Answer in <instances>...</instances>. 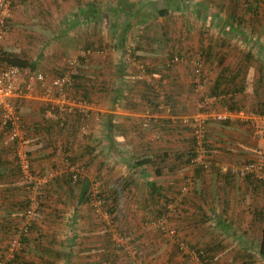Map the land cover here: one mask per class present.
<instances>
[{
  "label": "crops",
  "instance_id": "crops-1",
  "mask_svg": "<svg viewBox=\"0 0 264 264\" xmlns=\"http://www.w3.org/2000/svg\"><path fill=\"white\" fill-rule=\"evenodd\" d=\"M32 1L17 6L13 11L14 30L15 26L22 27L23 24H28L22 19L19 9L25 5L29 7ZM35 1H39L41 8L38 9L39 13L64 9L55 13H59V17L55 16L53 22H57L59 26V35L56 33L55 39L59 37V41L64 44H62L63 48L66 51L69 48V53L77 52L83 46L77 43L83 42L84 37H81L77 28L75 29L76 26L95 22V27L88 25L92 29L88 30L87 40L84 42H94L96 47L104 43L109 46L106 53L111 57L116 53L124 55L123 49L126 46L124 43L127 42V36L124 41L125 31L134 32L138 28L136 33L138 37L140 36L139 55L147 62L151 75L144 77L142 79L144 81H140L135 74L128 75L131 70L124 69L127 67L126 62V64L120 63L121 65L117 67L120 70L116 68L114 71L116 65L109 67L112 60L110 58L101 61L96 69L89 67L88 71H84L86 77L81 83L80 91L87 94L90 99L87 101L95 105L97 112L84 116L86 118L74 114H56L60 106V95L48 96L42 89L17 99L23 114L25 138L34 170L63 172L71 164V169L83 168L84 173L81 181L73 184L72 187H67L65 179L60 178L57 185L62 188H55L52 201L44 212L45 218L47 215L48 219H55L54 223H50L49 226L43 224L41 229L32 232L29 240L24 244L26 251L24 258L14 261L13 264H111V262L113 264H175L173 257L176 248L174 249L172 241L167 244L160 237L162 235L158 229L144 227V222L147 221L148 211L150 215H157L151 203L163 202L164 198L171 203L177 197L178 202L183 201L180 203L182 212L177 215L178 218L172 211L167 215L170 225L178 228V241L187 238L197 248L213 249L211 253L214 254L218 249L224 248L219 236L225 235L224 237L231 240L229 247L233 248L232 253L241 249L234 258L229 259H232L230 264H264V253L258 254L263 249L264 241V185L251 177L243 178L225 171L230 165H241L253 159L252 156L259 146L264 149L262 145L264 114L257 111V107L264 102V0H253L252 4L249 1L245 4L244 0H228L231 6L228 8L222 6L224 8L222 11L228 10L230 15L236 14L237 18L234 19L235 17L230 15L221 17V13H215L212 21L207 13L215 6L220 10L219 2L197 1L201 13L200 17L194 20L200 27L198 28L200 34L194 41L204 53L211 52V55H208L209 59L206 54L204 69L206 83L203 89L198 91L192 86L191 63L181 61L174 67L167 68L165 63L170 53L178 51L169 52L166 47L159 49L158 46L151 45L157 42H169L171 34L169 36L164 33L166 35L162 37L157 36L156 33L157 37H155L151 35L154 32L151 34L143 32V28L146 31L154 24L159 26L162 24L166 30L174 26L173 23L158 18V0H34L33 2ZM186 1L181 0V3ZM162 3V8H168L169 12L164 17L179 11L172 12L166 0ZM200 4L204 5L201 7ZM100 9L110 14L104 29L100 27V23L98 24ZM144 10L145 12L142 13ZM253 11L258 13V16L247 19L246 25L250 31L245 34L246 39L243 40L245 36L236 39L233 36V27L243 20L242 14L253 17ZM121 12L125 16L123 21L117 17L113 18ZM30 17L32 19L33 15L31 14ZM192 20L187 19L189 29L195 25ZM43 22H45L42 23L43 25L48 24L46 21ZM120 22L121 25L123 23L124 30L117 34ZM177 23L178 26L182 24ZM40 24L41 22H38L37 25ZM206 26L221 29L231 27V30L227 39L221 40L216 36H206ZM10 34L5 40L11 37ZM16 34L18 41L23 40V36L17 32ZM115 37L117 39H114ZM175 39L179 40L177 37L173 40ZM3 42L0 44L5 45ZM115 42H121L118 45L123 49L121 52L111 53V45L113 46ZM241 43L247 46V53L242 50L244 46ZM189 44L194 43L187 41L186 46ZM6 46L9 52L18 53L12 47ZM179 53L184 51L176 54ZM243 58L247 61H242ZM226 66L236 75L237 84L233 85L232 89L238 87L242 90L232 94V97V92L227 93L230 96L226 95L227 98L223 102L216 103L215 110L226 111L232 102L243 104L245 108L238 113L234 112L232 122L228 125L210 121L207 126L209 139L207 149L208 159L212 164L204 169L188 164L187 157H181L183 156L181 153H188L193 144L191 132H188L191 129L185 122L203 112L201 111L202 96L213 91L216 81ZM113 72H116L117 76L110 77L109 74ZM152 77L157 83L160 82L158 85L162 84V88H165L167 96L165 100H160L161 93L155 89L157 84L154 88L150 86L149 79ZM48 82L50 83L49 79ZM224 87L220 86L222 90ZM243 116L250 119L253 123L252 126L250 122L252 127L241 126L247 120ZM84 123L88 128L86 131L82 130ZM245 128H248L253 135L247 134ZM255 137H258V142L254 141ZM0 154L1 257L7 253L11 238L10 231H12V228L5 227L7 222H13L10 226L21 222L24 207L21 206L20 200L25 196L26 190L17 174L13 156L10 153H3L2 149ZM159 154L166 155L165 161H162ZM145 158L153 159L151 163L144 165L149 171L146 176L142 174L143 168L131 165L132 162ZM154 165L162 168L164 173L162 176L151 173L155 168ZM128 171L132 174V178L125 182L129 184L127 190L123 191V186L126 184L122 185L121 179L126 175L124 172ZM140 178L146 179V184L148 181H155L159 186H164L161 192L165 197L159 198L156 194L149 198L144 189L140 195L135 194L137 192L134 187ZM189 179H192L190 190L186 194H179V190ZM96 185L101 186V194L108 201L113 200L114 196L121 192L119 201L142 202L143 205L138 203L140 208L148 207L147 211L139 209L138 214L143 216L141 217L124 209V215H120L118 220L126 217L129 222L125 218L127 221L125 227L121 225L111 229L107 217L97 219L94 212L86 209V203L91 201L87 197L91 191L94 192ZM84 192L86 195L83 194ZM145 201L151 202L150 205L145 206ZM136 216L138 219L135 218ZM64 221H71L72 224L64 225L62 224ZM113 230L133 233L136 238L134 243L139 249V262L135 258L131 261L114 250L111 239ZM236 232L243 235L240 238L232 236ZM245 234L249 236L246 237ZM215 259L217 260V255ZM214 260L212 258L214 264H223Z\"/></svg>",
  "mask_w": 264,
  "mask_h": 264
},
{
  "label": "rangeland",
  "instance_id": "rangeland-1",
  "mask_svg": "<svg viewBox=\"0 0 264 264\" xmlns=\"http://www.w3.org/2000/svg\"><path fill=\"white\" fill-rule=\"evenodd\" d=\"M33 1H32V3L29 4L30 5L29 7H27V5H25V6H23V7H21L19 9L20 10L19 13L22 16V19L27 21L28 24L25 23V24H23L22 27L15 26V30L13 28L14 25H12V29L9 32V34L11 33L9 36H11V37H9L7 40H5V42H3V43H5V45L2 44L0 47H1V49H7L6 45H8V46L12 47L13 49H15L19 54H21V55H23L25 57H28V58L32 59L33 61H35L37 63V67H36L37 70L44 72L45 75H46V78L49 79V81L51 83L54 82L56 77L58 75H60V73L62 71L67 69V63H68L69 59H73V58L80 60L81 65L79 66L78 71L79 70H84V71L87 70L88 71L89 67H93L94 69H96L98 64H101L100 63L101 61H107V58H110L112 60L109 63V67H113V65H116V67L114 66V71H116V68L119 67L122 64V62H123L124 64L127 63V67H125L124 69H126L128 71L131 70V72L128 73V75L132 76V75L135 74V76L137 78H140V81H144V80H142V79H144V77H148L149 75H151L150 72H148V73L147 72L146 73L145 72H141L140 69H139V64L141 65V63H139V61L144 63V64H146L147 69L149 68V66H148L146 61L139 60L137 62L136 60H134V62H131L130 61L131 59H128V56L126 55V52H124L123 56L120 53H116L114 55L115 57L114 56L111 57V55L109 56L106 53L108 51L109 46H106L104 43L99 45L98 47H96L94 45L95 44L94 42H91V43L84 42V41L87 40L88 30L92 29L91 26H94L95 22H93V24H87V25L85 24L87 22H85V23H83L85 25H81V26L79 25L78 27L77 26L75 27V29L77 28L79 30V34L81 35V37H84V41L83 42L82 41L81 42H77V43H79V45L83 44V46L82 47L79 46L81 48L77 52H74V53L70 52L71 53V55H70L69 48H67V51L63 48L64 44L59 41V39H58L59 37H57V39H55L56 33L57 34L59 33V26H57V22L54 23L53 20H55V16L59 17V13L58 14H55V13H57V11H59L61 9H58L56 11L55 10H53V11L46 10L44 13L40 11V13H39L38 9H41L39 7L40 5L38 4L39 1L38 2L35 1V3ZM162 1L163 0H158L157 13L160 11V9H163L162 8L163 7ZM183 1H185V0H183ZM187 1H188V3H187ZM187 1H186L187 6L182 5L183 6L182 10H179L177 12L175 11L176 13H174V14L171 13V15H168L167 17L160 16L158 14V18H161V19H164L167 22L173 23L174 26H170L169 29L166 30L165 27L162 26V24L160 26L158 24H154L151 27H149L148 30H146V31H145V28H143V32L147 33V34H151V33L154 32L151 35H154L155 37L160 36V35L162 37H165L166 34L169 35V36L171 34L169 42H157V43H152L151 45L152 46H158L159 49L160 48L164 49L166 47L169 52H171L173 50L174 51H178V52H181V51L183 52L184 51V53H182V55H184L187 58V61L188 60L191 61L193 59V57L196 56L198 54V52H201L202 50L197 45V43H195V41H194V39H197L198 35L200 34V30H199L200 27L196 24L197 21L194 20V19H197V13H196L197 10L196 9H197V1L198 0H187ZM209 1H211L213 3H215L217 1V2H219L218 3L219 5H223L225 8H228L229 6H231V4H230V2L228 0H209ZM244 3L246 4L247 2H244ZM250 3L252 4V0L250 1ZM32 4H33V6H32ZM184 4H185V2H184ZM211 8L212 9H210V12L207 13V15L211 17L210 21H212L215 18L213 16V14H215V13H221V17H227V15L228 16L230 15L228 10H225L223 12L222 10H219V8L216 7V6L215 7H211ZM61 11H64V9H62ZM173 11L174 10L172 9V12ZM143 12H145V10L142 11V13ZM31 14L33 15L32 19L30 17ZM99 14L100 15L98 17L99 18L98 24L100 23V27H103V29H104L105 28L104 24L107 22V19L109 18L110 14L107 13V11H104V10H101V9H100V13ZM242 16H243L242 17L243 20L237 22L236 26H234V28H239V32L238 31H234L235 34H239L237 36H234V37H236V39L237 38L241 39L243 37L240 34L241 30H244V31H246V33H249L248 31H250V30H249V28H247V25H246L247 19L248 18L252 19L254 17L256 18V15L255 16L253 15V17L252 16L247 17L248 15L244 16V14H242ZM83 17H85V16L83 15ZM111 17H113V16H111ZM115 17L120 18L121 21H123V19L125 18L124 14L122 12H121V14L119 13L118 16L116 15L113 18H115ZM187 19L188 20L189 19H193L192 21L195 23L193 28L189 29V27H187ZM43 21H46L48 24L43 25L42 23L45 24V22H43ZM38 22H41V24L37 25ZM177 22L182 23V24H180V26H178ZM88 25H91V26H88ZM205 28H206V30H205L206 31L205 32L206 36H208V37L216 36L217 39L219 38L221 40L222 39L226 40L228 35H229L228 32H230V30H231V27H224V28L221 29V28H217V27H213V26L212 27L206 26ZM224 29H227V30L223 31ZM12 30H14V32ZM117 30H118V31H116L117 34L121 30H124L123 23L121 25V22H120ZM136 30L138 31V28H136ZM137 31H134V32L127 31V35L126 36H127V41H128L129 45L125 46L126 48L130 47L131 44H134L135 47L140 45L139 40H138V38L140 39V36L138 37V35L136 33ZM16 32L18 34H20V36H23V40L18 41ZM158 32H160V34H158ZM156 33H157V36H156ZM164 33H166V34H164ZM139 35H141V34H139ZM117 37L120 38V36H117ZM117 37H115L114 39H117ZM175 37H177L179 40H176V39L173 40ZM44 38H45V40H43ZM187 41H190V42H192L194 44H192V45L189 44L188 46H186V42ZM119 43L121 44V42H115V44H113V46L111 45V48H110L111 49L110 50L111 53H112V51L121 52L123 47L119 46L118 45ZM88 44H90V46ZM241 44L244 46L242 48V50L245 51V53H247V51H248L246 49L247 46L245 45V43H241ZM148 45H149V43H148ZM88 49H93V50H96V51H100V53L95 52V53H92L90 55H86L85 52ZM8 51H10V50H8ZM136 53H137V55H139V50H137ZM167 61H168V59H167ZM242 61H247V60L245 58H243ZM192 65L194 66L193 63H192ZM117 69L120 70V68H117ZM47 72H49V74ZM115 73L116 72L110 73L109 74L110 77L117 76V75H115ZM48 76H49V78H48ZM136 77H135V79H137ZM136 81L138 82L139 80H136ZM145 81H146V79H145ZM149 81H150V85L152 84L151 86L153 88L157 84V87L155 89L158 90L157 92L161 93L160 100H165V98H166V94H165V90H164L165 88L164 89L162 88V84L158 85V84H160V82L158 81V83H157L155 81L154 77H152V79H149ZM153 85H155V86H153ZM73 97H75L77 101L82 99L81 96H73ZM75 108L78 109V106L75 107ZM90 109H91L90 110L91 114L94 113V112L95 113L97 112V109H96L95 105L91 104L90 105ZM214 110H215V107H214ZM72 114L77 115L75 113H72ZM78 114H80L83 118H86V117H84V116H86V114H83L82 112L78 113ZM22 116H23V114H22ZM194 117H196V116H192L191 118L188 119V121L185 122V124L187 126H189V128L191 129V130H188V132H191V137L192 138H194V136H193V133H192L193 127H192L191 124H192L193 120L195 119ZM243 117L246 118L247 120H245L246 123L244 122V124H242L241 126H245V125H250L251 126V124L253 126V123L250 121V119H248L247 116H243ZM250 122H251V124H250ZM84 125H85V123L83 124L82 130L86 131L88 128H87V126L84 127ZM245 131H247V134H252L248 128H245ZM86 135H88V134H86ZM257 140H258V137H255L254 141L258 142ZM262 145L264 146V144H262ZM259 147L255 150L256 153L252 156L253 159H250V160H257V159H260V158L263 157L262 155H264V152H262V151H264V149L262 148V146L260 148ZM208 154H209V150H207V155ZM250 160H247V161H250ZM80 173H84L83 168L80 169ZM124 173L126 175L123 174L124 175L123 179H121V184L122 185H124L126 181H128L129 179L132 178V174L130 173V171L124 172ZM254 180H256V179H254ZM95 182H97V181H95ZM138 182H141V183L138 184ZM257 182H260V181H257ZM261 184L264 185L263 182ZM135 186L136 187H134V189L137 192L135 194L140 195L142 189H144V191H147L146 179L140 178V180L137 181V184ZM96 187H98V189ZM96 187L94 188L92 201L86 203L87 211L91 210V212H94L93 214L96 215L95 217L97 219H100V218H103V217H107L106 219H108L109 225L112 227L111 229H114L115 227H120L121 225H123L122 227H125L127 225V221L126 220H128V218L123 217L120 221L119 220H115L114 221V215L112 217L111 214H109V212H108V210H109L108 207L107 206H102V202H100V200L103 199L102 197H100V192L102 191L101 190V186L100 185H96ZM127 188L128 187L124 188V190H127ZM181 189H182V187H181ZM181 189L179 190V194H183ZM128 193H129V191H128ZM178 196L181 197V195H178ZM178 199L179 198L177 197V199L175 201H171V203H170V201L167 202V203L165 202V200H163V202L161 201L162 203L167 204V207L165 206L166 207V211H165V214H164L163 218L155 219L154 216L150 215V213L148 211L146 213L147 221H146V223L144 222V225H145L144 227H153L155 229H158L160 231V234L162 235L160 237L167 244H170L171 241H172V244L174 245L173 246L174 249L176 248L175 257H173V261H174L175 264H177V263L186 264V262H187V264H197V262H196L197 260L194 259V257L192 258L190 256L187 257V256L183 255L185 252L182 253L180 251V249L177 248V242H179V243L183 242L188 247V250H189V253L191 254V256H193L192 253H191L193 250L196 251V249H202V248H197L196 245L195 244L194 245L191 244L190 240H187V238L184 239V240L178 241L177 240V239H179L178 235H177V229L178 228L177 229L175 227L173 228L170 225L169 216L167 215V214H169V211H172L176 216L179 215L182 212V207H180V202H178L179 201ZM138 203L143 205L142 202H137V203L128 202L127 203V202L120 201L118 206H117L118 207L117 208V214H119V216L120 215H124L125 212L123 210L127 209L129 212L135 213V214L140 216L141 214H138L139 213L138 210L139 209H143V210L147 211L148 207L147 208H140ZM132 205H134V206H132ZM126 206H129L131 208H129V207L127 208ZM97 209H99V211H97ZM141 217H143V216L141 215ZM125 218H126V220H125ZM135 218L138 219L137 216ZM176 218H178V216ZM250 219H249V221H250ZM159 221L165 222L166 225L168 226L167 227L169 229L168 231H170V232H168V233L167 232H165V233L162 232L159 229ZM128 222H129V220H128ZM68 223L69 222H65L64 221L62 224L68 226V225H70ZM49 224H50V222L48 223V226H49ZM118 232H119V234H118ZM111 234H113V235H111V239L115 243L114 245H115L116 251L122 253L127 258H129L131 261L135 258L137 260V262H139L138 261L139 260L138 259L139 258L138 257L139 249H138V246L134 243V239L136 241V238L133 235V233L130 234L129 232H126V231H120V230L119 231H115V230H113V232H111ZM241 235H243V234L236 232L232 236L240 238ZM224 236L225 235H220L219 236L220 237V241L222 242V245L224 246V248L222 250L218 249L217 251L214 252L213 257H215V255H217V260L216 259L214 260V258H213V260H214V262H221L223 264H230L232 259L231 260H229V259L232 258V257L234 258L235 254H238L241 249H238V250L234 251V252H237V253H234V252L232 253V249L233 248L231 249L229 247L231 245V240H228V238L224 237ZM245 236L247 237L249 235L245 234ZM118 240H120V244L122 245L120 250H117V246H116ZM9 242H10V239H9ZM9 242H8V244H9ZM236 245H238V244H236ZM245 252L247 253L246 250H245ZM258 254H262V252L259 251ZM111 264H113V263L111 262ZM139 264H144V263H139Z\"/></svg>",
  "mask_w": 264,
  "mask_h": 264
},
{
  "label": "built area",
  "instance_id": "built-area-1",
  "mask_svg": "<svg viewBox=\"0 0 264 264\" xmlns=\"http://www.w3.org/2000/svg\"><path fill=\"white\" fill-rule=\"evenodd\" d=\"M24 2L26 1L0 0V43H2L7 38L10 32L8 18L12 17L13 9ZM134 50L135 45L131 44L128 51L126 52L128 59H131L130 61L135 60V57L132 54ZM95 52L100 53V51L88 49L85 54L90 55ZM185 59L186 57L184 55H175V57H173L169 62V66L173 67L175 63H179ZM139 63H141V65L139 64L140 71L146 73V64L140 61ZM192 63L195 67V73L198 75L197 87L200 89L202 88V84L199 76L204 66V60L200 54H197L195 57H193ZM80 65L81 63L79 59H69L67 63V69L62 71L60 75L56 77L53 83H49L46 75L41 71L29 72L28 69H23L17 65L0 61V121L3 129H5L4 143L12 149L13 155L18 161L25 179L32 185V190L29 194V206L26 208L23 214L24 219H22L17 231L15 232V235L9 243L8 260L14 256L16 251H20V236L29 233L33 219L35 217H39L38 210L40 202L37 194L40 193V185L47 182L56 173L54 172L48 176H40L39 174L33 173V162L25 138V125L23 116L16 100L23 97L24 95L26 96V94L34 93L37 89H42L43 91H46L48 96H53L55 94L60 95V106L58 107L59 109L56 114L68 115L82 112L83 114L89 115L91 104L87 100L80 99L77 101L76 98L73 97V89L75 84L74 76L77 74ZM220 99L221 96L217 95L206 96L202 105L207 110L194 117L195 119L191 124L193 127L192 133L196 140L194 150L195 155L193 156L192 161L196 166L201 164L205 168H209L212 164V161L208 159L209 156L207 155L209 139L206 122L210 119L224 121L233 118L234 113L230 110L223 112H217L214 110V105ZM77 106L78 109L75 108ZM49 113L52 114V111L49 110ZM85 126L87 125L85 124L84 127ZM262 156V158L257 160L245 161L241 165H230L229 167H226L225 171L239 175L243 178L251 177L264 183V155ZM72 170L75 172L74 177L77 178V172H80V169L72 168ZM191 184L192 179H189L182 186L183 194L190 190ZM97 211H99V209H97ZM167 227L168 226L165 222L159 221V229L162 232H170L168 231L169 229ZM116 246L117 250H120L122 247L120 240L117 241ZM180 246L185 253H189L188 247L183 242L180 243ZM191 253L194 258L198 255L195 250H193ZM0 264L8 263L6 260H3L0 262Z\"/></svg>",
  "mask_w": 264,
  "mask_h": 264
},
{
  "label": "trees",
  "instance_id": "trees-1",
  "mask_svg": "<svg viewBox=\"0 0 264 264\" xmlns=\"http://www.w3.org/2000/svg\"><path fill=\"white\" fill-rule=\"evenodd\" d=\"M23 1H26L27 2L28 0H23ZM166 1L169 3V4H167L168 7L169 8H172L173 10H182V7H183L182 5L187 6V3L186 2H185V4L184 3H181V0H180V2L178 0H166ZM233 1H236V0H233ZM244 1L245 2H248L249 1V3H250L251 0H247V1L244 0ZM182 2H183V0H182ZM252 2H253V0H252ZM197 5L198 6H197V9H196L197 10L196 13H197V17H200L199 14L201 12H200V10L198 8L199 7V4H197ZM200 5L202 7L204 4H200ZM222 6L223 5H219L220 10H222V9L225 8L224 6H223L224 8ZM14 10H15V8L13 9V11ZM90 11L93 12L92 10H90ZM168 13H169L168 12V8L160 9V11L158 12V14L159 15H162V16H165ZM94 14H96V12ZM229 14H230V12H229ZM255 15L258 16V13L254 12V16ZM217 16L218 15L216 14V17ZM230 16L233 17V18L235 17L234 19L237 18V15L236 14H233V13H231ZM8 19H9V30H11L12 29V25H13V19H12V17H9ZM234 31H238L239 32V28H234L233 32ZM240 34L243 37L245 36V38H243V40L246 39V35H245V34H247L246 31L241 30V33ZM126 35H127V30L125 31L124 41L126 39V37H125ZM237 35H239V34H235V33L233 34V36H237ZM124 44H126V46L129 45L128 44V41L126 43H124ZM128 49H129V47L128 48L125 47L123 50H124V52H127ZM137 50H139V46L135 47V50L132 53L133 56L135 57V60L136 61H139V60H142L143 61V59L141 58V56L140 55H137V53H136ZM176 53H178V52H176ZM176 53H174V52L170 53V56L168 58V61L165 63V65H166L167 68H172L171 66H169V62L172 60L173 57H175V55H179V56L182 55V53H179V54H176ZM210 53L211 52H207V53H204L203 51L198 52V54H200L202 56L203 60H204V66H203L202 72H201V74L199 76L200 81H201V84H202V88H200V89H198V87H197V84H198L197 83V77H198V75L195 73V67L192 65L193 66L192 67V73H193L192 74V86H193V89L196 90V91L203 89V87H204V85L206 83V73H205L204 69H205V64H206V54H207V58L209 59L208 55L210 56L211 55ZM0 61L1 62H7V63L13 64V65H17V66H19V67H21L23 69H28L29 72H33V71L39 72V70H37V68H36L37 67V63L35 61H33L32 59H30L28 57H25V56H23L21 54H18L16 52H9L6 49H1L0 50ZM184 61L192 64V60L191 61L184 60ZM131 62H134V61H131ZM177 64L178 63H175L173 65V67L175 65H177ZM150 71H151L150 68L146 69V72L147 73L150 72ZM74 77H75V84H74V89H73V95L74 96H78V95L81 94L82 99H84V100H90L86 93H84L83 91L82 92L80 91L81 83L84 82L85 77H86L84 70H79L77 72V74H75ZM236 82H237L236 81V75H234V73L232 71H230V68L226 66L225 68H223V71L220 74L219 79L216 81L215 87H214L213 91L211 93H205V95L202 96V104H203V100H204V98H206V96H212V95L221 96V99L217 102V103H221V102H223L227 98L226 95H229L230 92H232L231 93V97L235 93L240 92L242 90L241 88L235 87L234 89H232L233 85H236L237 84ZM221 85L225 86L223 90L220 88ZM227 93H229V94H227ZM166 98H167V96H166ZM229 99H231V98H229ZM16 102H17V100H16ZM215 105H214V107H215ZM242 108H245V105L239 104V103L237 104V103L232 102V104L229 105L228 110L232 111L233 113L234 112L235 113H238L239 111L242 110ZM206 110L207 109L205 107H203V105H202L201 111H206ZM257 111L260 114H264V102L261 103L258 106ZM78 113H76V114L77 115H80ZM211 120H213V119H210V120H208L206 122V126H208L210 124V121ZM214 121L215 122H220V123L222 122V123H225L227 125L230 124V122H232L231 119L224 120V121H216V120H214ZM0 130H1L0 131V134H1L0 135V149L3 150V153H5V154L6 153H10L13 156L14 163L16 164V168H17V174H18V176H20V178L22 179V181L24 183V186H25L24 187V190H26L24 192L25 196L20 200L21 201V206L23 205L24 211H25L26 208L29 206V202H30V200H29V194L31 193L32 185H31L30 182H28L25 179L24 174L22 173V170L20 168V165H19L16 157H14V155H13L12 149L4 143V135H5L4 134V131H5V129H3L2 125H1V121H0ZM192 139H193V144L192 145L194 147L192 146L191 149L188 151V153H186V154L181 153V155H183V156H181V155H179V156H181V157H187L188 164H192L193 165L194 163H193L192 159H193V156L195 155L194 150H195L196 140H195V138H192ZM159 157L162 158V161H165L166 155L165 154H161V156H160V154H159ZM152 160L153 159L145 158V159H142V160H140L138 162H132L131 165L133 167H139V168L141 167V168H143L142 174L144 176H146V175H148L149 171H148V168H146V167L144 168V165L151 163ZM32 166H33V164H32ZM198 166L205 169V167L203 165H201V164L198 165ZM71 167H72V165L70 164L69 167L67 168V170H64L63 172H56V171L51 170V171H42V172L36 173L37 171L34 170V166H33V170H32L33 173L34 174H39L40 176H44V175L48 176V175H50V174H52L54 172H56V173L47 182L42 183L40 185V189H39L40 193L37 194V196L39 198V202H40L39 203V210H38V212H39V215L38 216L39 217H35L33 219L32 225H31L30 230H29V233L20 236V243H21V249H20V251H16L14 253V256L11 257L8 260V251H9V244H8L7 253L6 254H3L0 257V262L3 261V260H6L8 264H13L14 261L23 259L24 258V252H26L24 250L25 249L24 248V244L27 243V241L29 240L30 234L32 232H34L35 230H37V229H41L42 228L41 225H43V224L45 225V224H48L49 222L50 223H52V222L54 223L55 219H51V218L48 219L47 218V215H46V218H45L44 212L46 210V206H48V204L50 203V201H52V196L54 195L53 194L54 191L57 188H59V189L62 188V187L60 188V185H57L58 184L57 182H59L60 178H63V179H65L64 180L65 183H66L65 185H67V187H72L73 184L81 181L80 179L82 178V173H80V172H77L78 175H77V178H75L74 177L75 172L71 169ZM151 173L154 174L155 176H162L164 174L162 168L161 167H157V166H155V168L153 169V171ZM125 184L126 185L123 186V191H124V188H126L129 183L127 182ZM162 190H164V186H159L158 183L155 182V181H148V183H147V195H149V198H152L156 194H158L159 198L160 197H163L164 198L165 195L161 192ZM83 194L86 195V192H84ZM120 195H121V192H119L117 194V196H114L113 200L108 201L104 196H102V194L100 192V197H102L104 199V200L101 199L100 202H102V206H107L108 207L109 210L108 209L107 210H108L109 214H111L112 217L114 215V221L120 219L119 214H117V208H118L117 206H118V204L120 202L119 201V196ZM87 198H89L92 201V199H93V191H91L89 193V196ZM164 200H165L166 203L170 201V200H166L165 198H164ZM145 202H146L145 203V206H149L150 203H151V202L149 203V201H145ZM180 203H183V201H180ZM146 204H148V205H146ZM151 205L154 206L155 213H157L156 216L154 215V218L155 219L163 218V216L165 214V211H166L167 204H164V203L158 201L157 203H151ZM158 206L160 208H158ZM24 211H23V214H24ZM23 214H22V219H24V215ZM44 219H45V221H44ZM20 223L21 222L15 223L14 226H10L11 224H13V222H10V223L7 222V225H6L7 227H5V228H9V229L12 228V231H10V233H11L10 240L15 235V232L17 231V228H18V226H19ZM68 224L71 225L72 224L71 221ZM50 242H52V240H50ZM112 242H113L114 250L116 251V248H115V245H114L115 243H114V241H112ZM177 248H179L182 253L184 252L183 249L181 248L179 242H177ZM262 248L263 249H261V252L264 253V241L262 243ZM49 251H51V249ZM211 252H213V249H196V253L198 254L195 257L197 259V261H196L197 264H199V263L200 264H214V263H212V258H214V257H212V254L213 253H211ZM183 255H185L187 257L190 256V257L193 258V256H191L190 253H184Z\"/></svg>",
  "mask_w": 264,
  "mask_h": 264
}]
</instances>
